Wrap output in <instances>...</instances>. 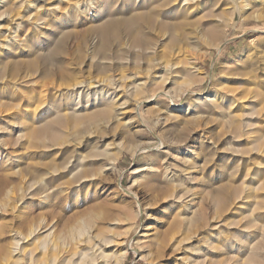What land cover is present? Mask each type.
Here are the masks:
<instances>
[{
    "label": "rangeland",
    "instance_id": "rangeland-1",
    "mask_svg": "<svg viewBox=\"0 0 264 264\" xmlns=\"http://www.w3.org/2000/svg\"><path fill=\"white\" fill-rule=\"evenodd\" d=\"M159 1L0 2V264L21 234V262L51 264V224L60 247L83 219L107 255L95 264H264V0ZM112 78L147 82L122 92L133 125L63 146L102 108L83 94L73 118L64 94ZM231 95L254 115L218 109Z\"/></svg>",
    "mask_w": 264,
    "mask_h": 264
},
{
    "label": "bare ground",
    "instance_id": "bare-ground-1",
    "mask_svg": "<svg viewBox=\"0 0 264 264\" xmlns=\"http://www.w3.org/2000/svg\"><path fill=\"white\" fill-rule=\"evenodd\" d=\"M2 1L3 0H0V2H2ZM150 1H153V0H150ZM190 2L191 3L195 2V0H161L158 3L157 2H155V3H157L158 4L157 7H160V9H162V10H165V11H171L172 10L174 12V11H177L178 9H181V3H186L188 5ZM146 3H148V2L146 1ZM236 3H237V0H231L230 1L229 5H228V7H230V10H233L235 8ZM188 7L190 8L189 5H188ZM7 9H11V8L7 7ZM7 9H5L4 11H7ZM151 10L153 12L157 11L156 8L151 9ZM4 11L0 12V15H1L0 17H2V15H4V14H2V13H5ZM108 25H109V27L111 26L110 23H108ZM108 25L106 24V26H108ZM98 30L100 32H103L105 30V28L99 26ZM157 46H159L157 43H152L151 41H146L144 46H143V50L151 51L152 49H154ZM146 47H148V48H146ZM246 49L248 50L249 48H246ZM105 54L106 53H104V55H103V59H107ZM119 80L120 79L112 78L108 82L109 83L108 85L104 84L105 86L99 92L98 91L94 92L93 95L95 97H92L91 95L89 96V94L83 93V92H85L86 85L81 87V83L79 85H75V86H73V88L67 90V92L64 94L65 95V99H64V102H65L64 106L65 107L64 108L66 111L71 112V116L73 118L77 119L78 117H83L84 115H86L85 111H87L86 109L88 106L84 107L83 100L81 99V95H83V94L87 95L84 99V100H86L87 105L97 104L99 107H102V108H101V111L99 113L97 112L98 114L94 113V114L85 116L86 120H88L87 124H86L87 125L86 129L82 133H79V132L75 133V135H73L72 139H70L67 142L62 144L63 146H65V147H70V146L78 147V145H80L79 148H82L86 144L85 138L87 135L91 136L93 134H96V130H98V126L100 127L102 125V123H107L108 125H110V123L113 124L114 119L117 122L122 123L125 127H131L133 125L129 121L125 122L126 117H125V111L124 110L126 108L125 106H126L127 102L124 101V97L122 96V94L123 93L129 94V95L138 94L139 92H141L143 90L144 87H146L147 82H140L139 83L138 82L139 80H137L133 83V85H123V83L119 84ZM98 84L101 85L100 83H98ZM82 89H83V91H82ZM216 98H217V95L215 96L214 99L216 100ZM231 98H232V95L229 98L225 97L223 100L219 101L220 100V97H219V99L217 101L218 104L215 103L217 108L220 110L221 109H227L230 118H234V119L235 118L237 119V117H238L237 113L242 112V111L248 112V115H251V116L254 115L253 110H251V111L242 110L244 107L243 104H240L239 107H235V104H236V102H238V100L235 98H233V99H231ZM234 108H237V109H234ZM113 114H115V115H113ZM57 115H60V113L58 112ZM65 116H66V114H65ZM63 118H66V117H59V120H62ZM107 118H108V120L106 121ZM249 121H250V123H252L253 119H251ZM248 125H249V123H247V126ZM20 131L23 134H25V132H26L25 127L22 126ZM23 137H25V136H23ZM105 149H107V148L105 147ZM105 151L107 153V150H105ZM103 152H104V149H103V151H100V154L95 155V157L102 155L101 153H103ZM5 158H7V155H5ZM12 158H14V159H10V160H17V161L20 160V157L17 154H16V156H14ZM73 161H71V163H75V165L72 164L73 170L80 168L79 171H81V168L83 167V163L85 161V157L82 154H79ZM66 169L68 170V168H66ZM186 169H188V168H186ZM166 171H168L167 173H169V174H170V172H172V171H170V169H167ZM184 171H185V169H184ZM95 175L96 174L93 172L92 174H90V176H88V177L84 176V177L80 178V180L85 179L83 182L90 181L88 178L93 177ZM178 178H179V176H178ZM176 181H178V179ZM183 183H184V181H183ZM149 186L152 187L153 185L150 184ZM68 189H70V187ZM186 194H187V192H186ZM185 195H183V196H185ZM179 200L180 199H176V201H179ZM51 216H54L53 210H51ZM87 221H89V220H87ZM94 228H95V226L90 228V226L84 222V219L81 220L75 226H73L72 229L70 230V233L66 234V237H64L61 240V245L59 247L57 245L56 236H55L56 228L53 227V224H51V247H52V250L58 251L57 255H53L51 257V264H72L75 259L80 260L81 261L80 264H95L97 260L102 259L103 257H106L107 255H105L103 248H102L101 252H98L99 248L101 247V243L98 242L97 240H95L96 236L93 235ZM35 230H36V228H34V225H31V228H29V232H30L29 236H33L35 233ZM93 240H95L96 242H93ZM21 241H25V244H26L28 242V239H27V237L22 236V234L20 236L17 235L13 239V245L11 246L9 255L7 256V259L13 260L12 264H23L21 262L22 260L20 258L21 257V254H20L21 253V247H20ZM103 241H104V244L109 243V241H107V239H104ZM92 242H93V244H92ZM83 245H85V246L82 249H79ZM43 246H45V245H43ZM173 247L175 248V245ZM160 255H162V253ZM10 260H7V264L10 262ZM25 264H28V263H25Z\"/></svg>",
    "mask_w": 264,
    "mask_h": 264
}]
</instances>
